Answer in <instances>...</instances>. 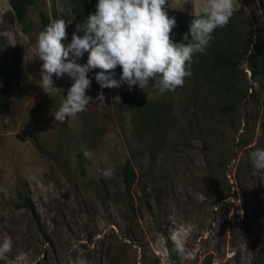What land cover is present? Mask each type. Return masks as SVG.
Listing matches in <instances>:
<instances>
[{
  "label": "rangeland",
  "instance_id": "obj_1",
  "mask_svg": "<svg viewBox=\"0 0 264 264\" xmlns=\"http://www.w3.org/2000/svg\"><path fill=\"white\" fill-rule=\"evenodd\" d=\"M97 2L68 0L74 18L62 17L72 19L65 46ZM56 4L35 0L26 23L0 0V33H7L0 35L7 106L0 111V242L12 241L0 264H182L167 245L173 232L194 254L183 264H264V174L253 175L249 158L264 149V73L251 71L254 32L264 49V0H234L230 22L193 57L182 87L101 89L91 70L92 100L65 122L53 115L72 80L53 75L60 90L46 94L35 47L37 12L51 21ZM193 4L198 9L199 0L176 9L174 43H187ZM210 49L231 61L211 67ZM121 73L117 66L114 78ZM126 158L136 175L128 195L120 175ZM107 168L109 178L100 171Z\"/></svg>",
  "mask_w": 264,
  "mask_h": 264
},
{
  "label": "clouds",
  "instance_id": "obj_2",
  "mask_svg": "<svg viewBox=\"0 0 264 264\" xmlns=\"http://www.w3.org/2000/svg\"><path fill=\"white\" fill-rule=\"evenodd\" d=\"M185 3L187 0L179 5L169 4V0H98L95 13L76 25L71 42L65 46L66 29L72 19L62 17L74 18V13L68 0H57L58 18L49 22L35 42L37 57L42 61L40 87L43 91L51 96L60 90L53 86V75L61 78L66 74L72 80L54 119L65 122L66 118L86 110L92 100L86 94L91 87L88 78L91 70H99L95 80L101 89L126 84L129 91L136 85L144 90L150 82L159 93L182 87L191 76L193 57L206 53L214 31L227 26L235 9L234 0H199L198 9L193 4L189 30L183 35L187 43L177 44L171 39L176 19L168 15L166 8L182 9ZM81 31L82 36L78 35ZM0 35L7 36V33ZM85 53L87 62L82 65L77 59L83 58ZM117 66L122 69L119 79L114 78ZM97 99L103 101V93ZM249 158L253 175L264 174V149L250 152ZM100 171L105 178L113 173L111 168ZM169 239L171 253L177 255L182 264L194 258L186 248L184 234L173 232ZM11 250L10 238L0 242V256ZM76 264H87V261L80 259Z\"/></svg>",
  "mask_w": 264,
  "mask_h": 264
},
{
  "label": "trees",
  "instance_id": "obj_3",
  "mask_svg": "<svg viewBox=\"0 0 264 264\" xmlns=\"http://www.w3.org/2000/svg\"><path fill=\"white\" fill-rule=\"evenodd\" d=\"M9 5L12 9V12L15 16V18L18 21L21 22H26L28 21V17L26 15V9L27 6L30 4H33L35 2V0H8ZM168 15L172 16V17H176L178 15H180L181 12H179L176 9L173 8H166ZM37 18H38V27H39V33L44 30V28L49 24L50 19L48 17V15L42 11V10H38L37 12ZM81 36L83 35V32H81L80 34ZM254 36H255V43L253 45V49H252V54H254L256 56V68L251 67V71L255 72V69H257V72L259 73H264V49L262 50L260 48V33L258 31L254 32ZM209 55H208V64L211 67H217V66H221L224 65L226 62H230L231 60L228 59L227 57V53L226 52H221V51H217L215 49H210L209 50ZM83 64H85L87 62V53H85L84 57L81 58ZM235 64L238 63V59L236 58L233 61ZM95 73H97L99 70L95 69L92 70ZM7 108L6 104L4 102L1 101L0 99V111H4ZM76 156H77V162H78V167H80L81 171H82V155L80 151L76 152ZM120 175H121V182L123 184L124 190L126 192V194H129V190L130 187L132 185V183L135 180V171H134V167L132 165V163L129 161V159H125L123 161V163L120 165ZM24 204L29 206L30 203L28 201V199H24ZM167 245L169 247V249L171 250V245L172 242L167 240ZM171 252V251H170ZM173 259L178 258L176 257L175 254H170Z\"/></svg>",
  "mask_w": 264,
  "mask_h": 264
}]
</instances>
